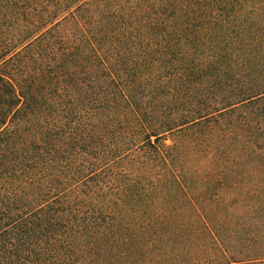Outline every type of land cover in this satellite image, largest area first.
<instances>
[{"label":"trees","instance_id":"obj_1","mask_svg":"<svg viewBox=\"0 0 264 264\" xmlns=\"http://www.w3.org/2000/svg\"><path fill=\"white\" fill-rule=\"evenodd\" d=\"M0 264H264V0H0Z\"/></svg>","mask_w":264,"mask_h":264}]
</instances>
